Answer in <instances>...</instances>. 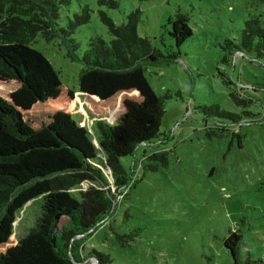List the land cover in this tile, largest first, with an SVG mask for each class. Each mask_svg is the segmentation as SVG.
Here are the masks:
<instances>
[{
    "label": "rangeland",
    "instance_id": "374dc122",
    "mask_svg": "<svg viewBox=\"0 0 264 264\" xmlns=\"http://www.w3.org/2000/svg\"><path fill=\"white\" fill-rule=\"evenodd\" d=\"M118 3V8L108 9L97 0H72L60 11V23L65 25L88 5L90 21L73 36L79 43L77 56L81 57L92 38L111 41L100 21V11L116 25L125 23L130 11H141L138 35L147 38L164 56L145 71L155 93L167 95L160 127L162 140L137 148L133 164L131 157L120 159L130 182L115 196V206L104 221L91 232L70 240L69 250L75 256L79 254L80 262L75 260L74 264H98L91 250L107 255L110 260L105 264H233L223 246L229 231L242 236V248L252 258L263 259L264 91H259L262 95L255 89L249 91L246 83L264 86V58L257 59V63L237 56L229 63L222 57L226 41L238 38L247 18L258 16L264 25V0ZM177 9L189 16L193 35L180 46L175 59L169 57L177 48L169 36L168 22ZM30 45L48 59L62 83L75 91L72 117L87 129L96 150L95 122L90 115L93 108L79 94L81 62L67 56L62 41L46 40L39 32ZM231 92L251 101L250 106L235 104ZM211 105L232 113L260 112L261 116L236 127L217 128L210 125V120L204 123L206 119L199 109ZM102 107L105 117L101 118L112 123L121 113L122 98ZM156 153L165 155L166 165L161 160H146ZM140 159L147 162L138 168L135 164ZM147 165L158 170H149ZM89 187L90 183H84L72 193L78 196ZM40 208V201H32L16 214L13 239H20L34 227ZM49 224L54 228V240L59 241L66 220L52 219ZM89 254L91 258H86Z\"/></svg>",
    "mask_w": 264,
    "mask_h": 264
},
{
    "label": "trees",
    "instance_id": "16d2710c",
    "mask_svg": "<svg viewBox=\"0 0 264 264\" xmlns=\"http://www.w3.org/2000/svg\"><path fill=\"white\" fill-rule=\"evenodd\" d=\"M71 1L0 0V264H74L79 254L75 256L69 250L70 240L91 232L104 221L115 206V196L130 182L120 159L131 157L133 164L137 148L162 140L160 127L167 95L155 93L145 71L164 56L147 38L138 35L141 11H130L120 25L100 11V21L111 41L96 36L78 57L79 43L73 36L80 26L89 23L90 9L88 5L81 7L64 25L60 23V11ZM97 3L108 9L119 6L118 0ZM168 23L169 36L177 48L169 57L176 59L193 30L189 16L180 9ZM38 32L46 40L62 41L67 56L82 64L79 94L93 108L90 115L95 122L96 150L87 129L72 117L75 91L62 83L48 59L30 45ZM223 52L222 61L229 63L237 56L257 63V59L264 58V25L260 18H247L238 38L227 40ZM246 84L249 91L255 89L262 95L259 91H264V86ZM229 96L237 105L251 104L235 92ZM118 98H122L121 113L112 123L103 121L102 104ZM199 109L206 119L204 123L210 120V125L217 128L236 127L261 116L251 111L232 113L219 105ZM146 160H161L164 165L167 162L162 153ZM146 162L140 159L135 166L143 167ZM146 168L158 170L152 165ZM84 183H90V187L74 195L72 189ZM32 201H40V215L34 227L15 240V216ZM52 219H65L67 223L57 242L49 224ZM223 246L233 264H264V258L254 259L243 250L242 236L237 232L229 231ZM90 254L98 264L110 260L94 250ZM90 254L86 258H91Z\"/></svg>",
    "mask_w": 264,
    "mask_h": 264
},
{
    "label": "water",
    "instance_id": "95a60500",
    "mask_svg": "<svg viewBox=\"0 0 264 264\" xmlns=\"http://www.w3.org/2000/svg\"><path fill=\"white\" fill-rule=\"evenodd\" d=\"M56 218H58V217H56Z\"/></svg>",
    "mask_w": 264,
    "mask_h": 264
}]
</instances>
